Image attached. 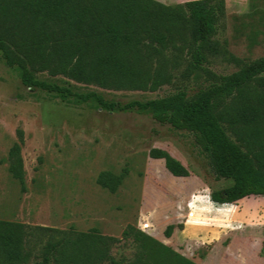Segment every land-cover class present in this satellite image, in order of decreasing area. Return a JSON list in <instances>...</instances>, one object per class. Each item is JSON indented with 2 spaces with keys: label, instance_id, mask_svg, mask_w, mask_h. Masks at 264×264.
Here are the masks:
<instances>
[{
  "label": "trees",
  "instance_id": "1",
  "mask_svg": "<svg viewBox=\"0 0 264 264\" xmlns=\"http://www.w3.org/2000/svg\"><path fill=\"white\" fill-rule=\"evenodd\" d=\"M224 14L225 0H0V56L29 90L76 105L92 101L108 111H147L155 121L192 134L215 179L228 181L211 191L210 199L233 204L264 197V56L228 74L208 69L210 57L220 52L212 38ZM182 52L184 76L203 73L206 82L193 92L182 86L145 101H108L95 91L77 92L38 76L46 72L104 89L155 91L171 83ZM16 136L3 160L25 192L21 128ZM148 156L163 159L174 177L191 173L164 149L151 148ZM126 172L103 170L96 183L115 193ZM175 227L183 229L169 224L164 235L169 237ZM35 229L51 233L32 264H116L111 248L117 237L95 228ZM31 235L24 224L0 219V264H26L32 255ZM122 238H132L141 248L129 264H161L159 258L164 264H197L133 225L123 229ZM152 253L158 260L148 258ZM259 253L264 257V241Z\"/></svg>",
  "mask_w": 264,
  "mask_h": 264
},
{
  "label": "rangeland",
  "instance_id": "2",
  "mask_svg": "<svg viewBox=\"0 0 264 264\" xmlns=\"http://www.w3.org/2000/svg\"><path fill=\"white\" fill-rule=\"evenodd\" d=\"M212 39L220 52L210 57L207 66L215 74L234 72L244 62L264 56V0H228ZM177 61L171 83L155 91L104 89L46 72L38 76L124 104L164 96L182 86L193 92L206 82L203 73L184 76V52ZM18 128L24 133L25 192L3 160L17 139ZM154 147L168 151L190 175L172 176L163 159L148 156ZM103 170L115 174L127 170L115 193L96 183ZM227 184L215 179L187 131L161 124L147 111H108L92 101L76 105L40 89L29 90L0 56V219L19 222L33 232L32 255L26 264L39 260L38 250L51 233L33 231L37 226L95 228L117 237L111 255L116 264H129L141 248L132 238H122L127 225L197 264H264L258 252L264 241V198L250 196L233 204H213L207 196ZM169 224H182L183 229L175 227L166 237ZM148 258L158 260L153 253ZM159 261L164 264V258Z\"/></svg>",
  "mask_w": 264,
  "mask_h": 264
},
{
  "label": "crops",
  "instance_id": "3",
  "mask_svg": "<svg viewBox=\"0 0 264 264\" xmlns=\"http://www.w3.org/2000/svg\"><path fill=\"white\" fill-rule=\"evenodd\" d=\"M157 1H160V2H162V3H164V4H176V3H183V2H185V1H188V0H157ZM227 1L228 0H225V3L227 4ZM173 176V175H172ZM208 197V199H210V196L208 195L207 196ZM262 197V196H261ZM264 198V197H263ZM211 200V199H210ZM212 201V200H211ZM213 202V201H212ZM213 204H229V203H216V202H213ZM248 211H250V210H248ZM245 215H246V213H245ZM245 215L243 216V218L245 217ZM240 221V220H239ZM233 227V225L231 226V228ZM230 245V244H229ZM228 245V246H229ZM261 245H262V241L260 242V244H259V249H258V252H260V249H261ZM231 246V245H230ZM226 251V250H225ZM259 258H262L260 255H259ZM264 258V257H263Z\"/></svg>",
  "mask_w": 264,
  "mask_h": 264
}]
</instances>
